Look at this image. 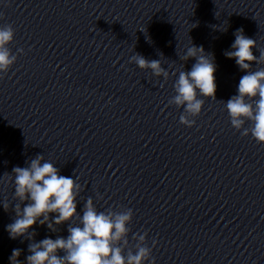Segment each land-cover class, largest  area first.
<instances>
[{
  "label": "clouds",
  "instance_id": "9594fccd",
  "mask_svg": "<svg viewBox=\"0 0 264 264\" xmlns=\"http://www.w3.org/2000/svg\"><path fill=\"white\" fill-rule=\"evenodd\" d=\"M15 29L11 24L0 27V78L6 74L17 60L7 45L14 40ZM235 40L230 51L224 55L235 59L238 67L246 72L240 78L238 94L233 95L225 104L231 126L241 135L251 136L257 143L264 144V67L252 70L255 64H264V52L259 57L253 54L256 40L246 36L244 30L237 29ZM22 51V49L20 50ZM185 62L195 59L191 70H182L174 83L175 95L169 104L180 108L179 122L187 127L195 125V119L201 114L204 98L216 100L217 85L215 82L216 63L211 53L205 52L203 46L192 44L183 56ZM130 62H134L142 70H151L156 77L169 78V72L162 67L160 59L148 60L135 53ZM250 123V127H245ZM42 154L28 162V166H16L9 180L14 176L15 220L6 226L11 239L28 237L32 240L28 245L30 255L26 264H155L152 249L156 241L149 247L146 241L147 232L136 233L132 239L133 248H129L128 239L131 232L134 212L131 208L116 211L108 208L98 211L93 199L89 197L83 207L82 216L77 212V197L81 186L75 179L60 174V169L50 162H43ZM27 202V203H25ZM24 205L21 207V205ZM8 211L9 204L3 203ZM51 214H55L52 216ZM78 220V226L71 221ZM47 225L52 232L57 226L67 224V237H46L39 242L34 241V226ZM21 249H13L9 257L10 264H22L19 260ZM62 253V254H61Z\"/></svg>",
  "mask_w": 264,
  "mask_h": 264
}]
</instances>
